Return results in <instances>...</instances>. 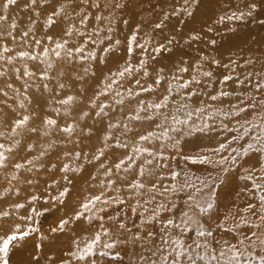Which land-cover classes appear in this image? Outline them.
<instances>
[{
  "label": "rangeland",
  "instance_id": "obj_1",
  "mask_svg": "<svg viewBox=\"0 0 264 264\" xmlns=\"http://www.w3.org/2000/svg\"><path fill=\"white\" fill-rule=\"evenodd\" d=\"M252 2L258 5L252 17L244 21L217 23L220 15L230 11H246ZM5 3L6 0H0V16L4 17L0 19V145L4 146L0 151L6 158L4 166L0 167V213L8 212L9 215L0 217V236L12 232L17 224L21 228L27 224L39 227V233L26 238L14 250L11 264H30L33 254L38 251L35 244L39 242L40 234L48 237L43 242L44 258L40 264H48L49 260L52 264H63L64 261H69V264H150L156 260V248L160 245V225L158 222H148L145 217L157 204H168L170 200L177 202L176 211L179 212L186 198L184 193H179L169 195L166 199L150 191L151 185L156 184L160 191L170 187L176 182L171 176L173 170L181 173L177 177V181L181 182L185 172L194 180L197 177L216 176L220 172L219 167L192 163L182 157L197 153L212 155L206 150L217 147L218 142H225L235 135V132L218 127L221 120L228 128H233L236 122L232 117H216L214 123L210 120L209 124L217 128L216 132L185 137L181 141L179 153L174 149L166 150V155L170 157L166 167L158 168L154 162L146 165L151 174L146 172L140 176L136 164L127 171V161L125 167L119 170L115 164L130 154L139 135L152 131L161 118L149 108L139 115L152 116L151 120H136V110L141 101L145 105L159 102L162 95L167 94V81L173 80L174 76L188 79L198 61L199 69L211 71L212 77L198 76L201 80L200 94L188 101L193 108L203 102L211 108L224 111L230 105L237 104V97L245 100L253 97L256 100L264 99V91L254 88L255 83H264V0H243L242 3L241 0H204L194 17H184L186 24L175 18L165 21V13L170 12L171 0H87V3L84 0H36L35 3L32 0H16V3L4 7ZM96 3L98 7L92 6ZM117 4L122 7H116ZM62 5L63 11L59 16H53L55 23H50L48 17ZM98 16L101 19L97 20ZM81 20L84 22L81 23ZM162 21L163 28L157 29L156 24ZM209 27L214 30L208 32ZM68 29L72 30L70 36L65 35ZM193 29L204 40L186 44L187 35ZM133 34L136 35L137 43H150L143 52L134 44V51L129 56L126 49ZM88 36L92 39L87 40ZM172 37H175V42L168 50L153 52L158 44H164ZM98 39L103 40V43L94 44L93 41ZM212 39L217 43H208ZM56 40L67 41L65 49L60 50V57L52 51ZM116 41L120 43L116 44ZM110 43L112 51L106 54L103 49ZM79 45L84 46V55L93 51L97 58L81 60L79 53H73L76 58L70 60L66 49ZM45 48L49 49L47 56L43 54ZM21 52H28L29 56L19 55ZM32 56H36V59H31ZM126 61L136 66L133 74H126L123 78L114 77ZM141 62H146L148 76L144 75L143 69L138 68ZM181 67H189V71L180 73ZM161 70L165 81L152 92L140 91V86L152 84L155 75ZM26 72L31 75H26ZM45 72L46 77L42 76ZM249 73L256 74L250 77L252 83L246 79ZM225 75L232 76V79L221 83ZM137 79L141 85L135 83ZM238 80H245V83L238 84ZM110 83L112 87L105 94L95 96ZM60 84L65 87L60 89ZM208 84L211 86H206ZM222 91L233 95L221 96ZM136 92H139V96L135 95ZM69 95L76 98L69 105L58 103ZM211 96L217 99L213 101ZM92 98L96 99V108L89 104ZM119 100H123V103H118ZM172 100L179 102L180 97L172 92L168 107L160 110L168 114L169 118L175 113ZM100 105H105L104 112L107 115H95ZM84 111L88 115L81 119ZM177 115L184 118L182 111ZM24 116L30 117L27 124L15 127V121ZM46 117L55 119L57 124L46 125ZM241 117L253 121L256 128L239 145L256 142L261 118L252 111L241 114ZM193 120L197 125L201 123L195 116ZM110 123L115 127L108 128ZM68 124L75 126L71 135L61 130ZM32 128L37 131H30ZM117 140L128 144V149L117 147ZM29 145L32 147L29 148ZM143 146L152 151L159 149V143L143 142ZM237 146V143L232 145ZM99 149H104V155L95 160L93 157ZM76 153L80 154L79 157ZM228 154L227 151L223 153ZM143 156L151 159L148 153ZM142 160L143 157L137 160V164ZM17 164L22 167L17 168ZM102 164L104 167H101ZM65 165L69 168L67 172L62 171ZM249 169L256 174L257 183H264L260 179V174L264 173V151L250 150L246 157L241 158L238 167L222 176L224 183L219 187L216 199L218 207L207 225L217 240L237 243L235 233L218 228L221 221L226 227L238 222L241 217L259 222L258 215H254L253 211H243L250 204L258 209L259 197L264 194V191L254 186L252 180L246 179ZM106 172L108 175H105ZM136 181L143 183L145 188L129 187ZM66 188L68 193L60 197L63 203L54 199ZM33 196L37 200L32 201ZM94 196H100L101 199L90 205L88 211L81 208ZM108 200L111 202L105 203ZM18 203L24 207L15 209L13 206ZM33 208L40 215L33 213ZM77 211L84 212V216L72 220L63 232L50 233L60 220L70 219ZM28 216H32V220L21 219ZM225 217L230 219L225 220ZM161 218H167V214L162 213ZM121 221L126 225L123 229L119 226ZM104 229H107V234ZM251 230L247 226L240 229L243 233ZM149 231L156 235L149 238ZM97 233L101 238L95 253L83 260L72 258L71 253L77 251V244L82 249ZM136 233L140 234V239H133ZM261 234H264V227L258 230V235ZM114 241L115 248L103 247ZM237 247L245 253L242 259L248 258L249 251L253 255L264 254V249L255 237L245 240L242 245L237 244ZM103 251L111 254L101 255ZM115 253L120 254L118 258Z\"/></svg>",
  "mask_w": 264,
  "mask_h": 264
},
{
  "label": "snow or ice",
  "instance_id": "obj_2",
  "mask_svg": "<svg viewBox=\"0 0 264 264\" xmlns=\"http://www.w3.org/2000/svg\"><path fill=\"white\" fill-rule=\"evenodd\" d=\"M36 0H32V3H35ZM87 3V0H84ZM204 0H171L170 12L165 13V21L175 18L177 21L182 23H187L184 20V17L192 18L195 15V12ZM243 0H241V3ZM16 3V0H6L4 7L8 5ZM92 6L98 7V3L93 4ZM116 7H122L121 4H117ZM258 7L257 3L252 2L248 4L246 11H230L224 15H220L217 19V23L223 24L225 21H244L246 18H250L253 15V12ZM64 6L62 5L58 10L53 11L52 15L48 17V21L50 23H55L52 19L53 16H59L63 11ZM0 19H4V17L0 16ZM86 19V17H85ZM97 20L101 19V17H96ZM84 20H81L83 23ZM164 26V22L156 24L157 29H162ZM214 29L209 27L208 32H212ZM72 34V30L68 29L65 32L66 36H70ZM27 35V33H25ZM80 35H84L80 33ZM49 40L52 37H48ZM91 36L87 37V40H91ZM107 39H111L108 37ZM87 40L85 43H87ZM204 40V37L196 32L194 29L191 30L187 35V40L185 43L189 42H200ZM175 42V37L167 40L164 44H158L153 52H161L162 50H168V48ZM36 43H40V41H36ZM93 43H103V40H96ZM119 41H116V44H119ZM150 43V41H145V44H139L136 42V35L133 34L129 38V43L126 49V53L130 56L133 51V45L140 48L141 51H145L146 45ZM208 43L216 44L217 41L215 39L209 40ZM67 41H55V48L52 51L55 52L57 57L61 55V49H65ZM7 51V49H5ZM104 53H110L112 51L111 43L108 47L103 49ZM49 52L48 48L44 49V55L47 56ZM73 53H79V59L87 60L89 58L96 59L97 55L93 51H89L87 55H84V46L79 45L74 48L66 49L67 57L70 60L75 59L76 57ZM21 56H29L28 52L19 53ZM11 59V58H9ZM31 59H36V56H32ZM204 59H207L206 57ZM213 63H219V61H213ZM146 62H141L138 65V68L143 69L144 75L148 76L149 72L147 67L145 66ZM51 67V64H49ZM136 66H133L130 61H126L124 67H122L118 72L114 74V77H125L126 74L132 75L133 69ZM189 71V67H181L179 69L180 73H187ZM26 75H31V73L26 72ZM256 75L254 73H249L248 79L249 83H252L250 77ZM42 76H47V73H42ZM198 76L204 78H211V71H201L199 69V61L194 66V72L188 79H182L181 77L174 76L173 80L167 81V87L165 88V93L162 95V98L159 102L149 103L147 105L144 102H140L136 112L135 119H152V116H144L139 115L141 111L147 112V109L151 108L154 110V115L158 118H161L160 123H156L155 127L152 131L147 132L146 134L139 135L136 144L131 149L130 154L126 155L124 158L120 159L118 163L115 164V168L117 170L125 167V161H127V166L125 167V171L132 169L133 165L136 164L138 169V174L140 176L145 175L146 172L150 175L151 172L148 170L146 165H151L154 162L156 163V167L163 168L167 166V161L170 159L168 155H166L167 149H174L177 153L180 152L181 141L184 140L185 137L188 136H198L207 134L210 132H216L217 128L212 127L209 124L211 120L213 123L215 122L216 117H232L235 120V126L233 128H228L227 124H224L223 120H221L220 125L218 127L223 128L227 132H235V135H232L230 139H226L225 142H218V146L212 149H207L206 151L210 152L212 155H203L197 153L195 155H186L182 158L185 161H191L192 163H199L203 165H212L213 167H219L220 172L216 176H208L206 178H195V180L187 173H183V180L177 181V177L181 176V173L172 171L171 176L173 180L176 181L171 184L170 187H165L163 191H160L156 184L151 185L150 191L156 192L162 197L168 198L169 195L175 196L179 193L185 194V199L182 202L183 207L180 208L179 212H177L178 204L175 200H170L168 204L159 203L152 210L150 214H148L145 219L150 223H159V240L160 245L156 248V260L150 262V264H264V254L257 253L253 255L251 251L247 253V259H242L245 256V253L242 252L237 244H244L245 240H248L252 237H255L262 249H264V234L258 235V230L261 227H264V194L259 197V208L255 205H249L245 208L244 212L253 211L254 215H258V223L254 221H249L247 218L241 217L240 220L232 225L225 226L224 222L221 221L218 225V228L222 231H226L229 233L236 234L237 243H230L227 240H217L214 232L211 230V227L207 226L208 221L212 220L213 214L217 209L216 199L218 194L219 187L224 183L222 176L232 172L236 167H238L241 158L246 157L247 153L250 150L256 149L257 151H264V99L256 100L253 97L250 100H245L242 97H237V104L230 105L227 110L220 111L219 109L211 108L209 105L201 102L200 106L192 107L188 102L193 97H196L200 94V85L201 80L198 79ZM105 79H108L105 77ZM232 79V76L225 75L221 83L229 81ZM162 81H165V77L162 74V70L160 73H157L153 79L152 84H148L147 86H142L141 81L137 79L135 83L140 86V91L142 92H152L154 88L161 84ZM173 81L175 82V87L173 88ZM115 79H113V83H115ZM238 84H244L245 80H238ZM206 86H211L210 84ZM47 88V84L44 85ZM60 89L65 87L64 84L58 85ZM112 84H107L104 89L95 94L96 97L105 94L110 88ZM254 88L256 90L264 91V83H255ZM172 92H175L180 100L177 102L176 100H172L173 106H175V113L169 115L161 112V109L167 108L169 105V96ZM130 94H133L130 92ZM135 95L139 96V92H136ZM221 96H231L233 93L222 91L220 93ZM75 97L69 95L66 98L58 101V103L63 105H69ZM211 100L215 101L217 99L216 96H211ZM118 103H123V100H119ZM89 104L91 107L96 108V99L92 98L89 100ZM23 106V105H22ZM105 105H100L99 110L96 111V116L107 115L104 112ZM259 110V111H258ZM58 111V110H56ZM183 112L184 118L181 119L178 117V113ZM248 111H252L256 115L261 118V124L259 126V134L255 137V141L258 142L259 147H257L256 142H246L245 145H239L240 141H245L246 137L250 136V133L253 129L256 128V124L250 119H244L241 117V114H247ZM88 115L87 111L81 113V119ZM197 117L200 119L201 123L197 125V123L193 120V117ZM29 116H24L22 119H18L15 121V127H22L27 124L29 121ZM170 119V122H169ZM44 123L48 126H54L57 124V121L51 117H46ZM115 127L114 124H109L108 128ZM75 126L72 124H68L63 126L61 130L69 135H71L74 131ZM15 131V128L13 129ZM32 132H36V128L30 129ZM2 135V133H0ZM179 137V138H178ZM108 139V136H105V140ZM143 142H152L159 143V149L157 151H152L148 147L143 146ZM185 143H190L189 141H185ZM234 143H237V147H232ZM117 147L121 149H128L129 145L125 143H121L119 140L116 141ZM4 146L0 145V149ZM32 145H29L31 148ZM107 147V144L105 145ZM228 152V155H223V153ZM148 153L151 159L144 157L143 154ZM43 155V153H42ZM79 153H76V156L79 157ZM104 155V149H99L98 154L93 157L95 160H99L101 156ZM143 160L141 163L137 164V160ZM174 159L175 157H171ZM5 156L2 151H0V167L4 166ZM17 168L22 167V165L17 164ZM101 167H104L102 164ZM62 171L67 172L69 168L67 165L64 166ZM75 171V169H73ZM110 171V170H109ZM108 175V172L105 173ZM67 178V177H65ZM247 180H252L254 186L260 188L264 191V183L256 182V174H254L251 169H249L247 175ZM261 181H264V173L260 174ZM111 183V181L109 182ZM129 187L133 189H143L145 185L139 181H136L129 185ZM191 189V191H188ZM68 193V189L66 188L63 192L60 193L59 197H54V199L59 200L60 203H63L60 197H64ZM101 199L100 196H94L86 203L81 205L85 211L90 210V205H92L95 201H99ZM153 200L156 199L155 196L152 197ZM32 201L37 200L36 196L31 197ZM111 201H105V203H110ZM122 203V201H120ZM147 203V201L145 202ZM15 209L23 208V204H15L13 206ZM102 211V209H101ZM135 212V209H133ZM147 211V209H145ZM32 212L36 215H40L39 212L36 211L35 208L32 209ZM167 214V218H161V214ZM84 212L77 211L73 217L70 219H62L59 221L58 225L50 230L51 234H55L57 232H63L65 227L72 222V220H79L84 216ZM8 212L0 213V217L8 216ZM21 219L30 221L32 220V216L21 217ZM89 220L92 219L91 216L88 217ZM103 219V217H100ZM111 219V217L109 218ZM230 219V217H225V220ZM120 228H125L126 225L124 222H120ZM244 226H247L248 229H253L247 233H243L240 229ZM39 233V227L33 226L32 224H27L24 228H21L19 224L15 225L14 230L7 234L6 236H0V264H11V255L14 250L19 248L26 240V238L31 237L33 234ZM104 233L107 234V229H104ZM156 233L151 231L148 232V237L151 238ZM100 234L97 233L90 242H87L86 245L81 249L79 244H77V251L71 253L72 258L77 260H83L85 257H91L95 253L96 245L100 242ZM140 234L136 233L133 239H140ZM48 237L43 234L39 235V242L35 244V249L38 250L32 256V260L30 264H40V260L44 258L43 252V242L46 241ZM116 246V242H110L103 245L105 249H113ZM218 246V247H217ZM211 249V250H209ZM101 255H110L111 253L108 251H103L100 253ZM119 253H115V257H119ZM48 264H52V261L49 260ZM63 264H69V261H64ZM94 264V262H93ZM148 264V262H146Z\"/></svg>",
  "mask_w": 264,
  "mask_h": 264
}]
</instances>
